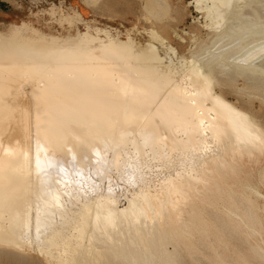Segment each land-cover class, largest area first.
Segmentation results:
<instances>
[{"label": "bare ground", "instance_id": "obj_1", "mask_svg": "<svg viewBox=\"0 0 264 264\" xmlns=\"http://www.w3.org/2000/svg\"><path fill=\"white\" fill-rule=\"evenodd\" d=\"M205 8L216 21L213 29L219 35L216 39L214 37L209 47L204 46L205 53H201L202 57L198 55L199 53L195 56L191 55V59L183 57L179 67H175L176 63L173 61L165 63L162 56L147 51L150 49L147 44L145 48L148 49L142 51V48L134 47L133 42L125 43L123 40L118 44L121 49L126 46L124 49L127 51L122 52L118 49L120 52H115L111 48L115 41L103 40L104 38L102 39L98 34L100 31L98 33L90 29L84 31L85 33L78 31L74 20L69 17L59 21L64 28L60 35L39 30L46 41L54 43L53 46L50 44L47 47L46 44L45 48L42 46L41 49L35 47L26 50L22 46L18 48L19 44L15 46L17 48H11L0 43V222L5 221L4 216L7 212L12 214L9 225L6 224L7 222L5 225L0 224V246L12 244L15 247L17 245L16 248L19 249L24 245L22 235L25 232L21 226L25 227L29 224L31 210L28 209L31 205L29 202L31 192L34 196L32 197L36 220L37 216L44 214L46 217L45 214L49 215L59 208L60 201L57 202V197L64 194L68 182L66 178L57 177L59 175L55 174L57 176H54L53 181L58 188L52 194H48L44 182L45 174L42 173L44 169L52 166L49 164L47 167L45 163H38L42 158L58 164L60 162L65 171H70L67 159L70 154L76 153L77 168L81 170L82 177L87 179L89 163L96 158V154L101 155V159H96L104 164L107 162L106 159H110L109 156L105 158V154L111 147V150L115 151L107 163L113 162L117 159L121 145L131 146L130 143H125L127 138L128 142L134 141L132 143L137 145L136 140L142 137L139 141L142 142L140 145L147 142L155 143L159 148L157 151H160L162 156L165 151L169 155L177 151L179 155L188 158L190 163L192 162L191 165L184 167L185 169L182 167V170H178L159 189L151 190V187L146 190L140 188L141 191L134 190L124 206H121L111 188L109 192L105 190L106 194H96L95 197L85 195L86 199L81 200L71 216L68 215L66 219L62 217L70 224L69 228L66 227L69 232L64 231L62 225L51 228L53 231L50 230L49 234L47 231L44 232L45 235L42 233L44 236L40 232L38 235H41L42 238L39 239H42V243L39 246L43 247L41 249L46 254L58 250L64 264H90L96 259H100L99 262L102 264H112V262L114 264H177L174 255L164 249L165 242L171 240L177 243L181 240L187 243L193 239L194 223L199 221L195 217L191 224H183V228L177 229L166 225L173 196L184 192H189L192 196L199 194L206 196L207 193H219L225 190V183L221 181L224 166H228L235 158L255 159L264 150V127L261 123L252 114L230 102L222 92L216 91V87L223 83L219 77L231 73L249 80L246 82H260L264 85V62L259 60L260 52L258 53L264 49V0H207ZM27 43L30 45L28 40ZM118 44L115 45L118 47ZM131 48L132 51L128 50ZM153 49L155 50L154 47ZM206 53L208 55L203 58V54ZM133 55L137 58L139 55L138 61H143L147 57L152 58L147 62L145 60L146 66L140 64L145 66V70L141 72L131 66L133 72L127 63L118 68L117 59L125 60ZM129 58L133 60L132 57ZM132 64L135 66L137 63L132 62ZM26 82L29 83L28 86ZM24 84L28 88L25 89ZM251 89L256 90V88ZM108 107L113 111H109V114L104 111L103 114L104 108ZM100 112L101 115H107V118L102 117L106 120V125L103 124L105 120L102 121L103 119L98 115ZM74 113L81 116L85 114L87 120L94 117L92 114L95 115L94 118H99L98 121L93 119L89 123L85 117H77ZM115 125L117 128L113 129ZM129 134L131 136L133 134V138ZM108 139L107 143L110 147L106 149L105 140ZM155 144H152L153 147ZM211 146L213 149L209 151ZM86 147L88 150L90 148L95 150L94 154L85 153L90 160L84 158L85 154L82 155ZM204 152L206 157L202 155ZM194 155L199 156V160H194ZM200 156L203 158L200 159ZM130 158L128 159L131 160ZM100 164L96 163L95 168L93 167L96 175L101 174V169L104 168ZM99 165L102 167L101 171L98 169ZM104 176L106 179L110 178ZM75 183L74 185H78ZM251 189L253 196L254 194L264 196L259 191L261 188L251 187ZM212 195L216 197L215 194ZM238 196L231 190L225 196L227 200L225 208L234 213L232 207L236 205L240 207L244 198V202L248 203L245 213L248 221L253 222L257 217L259 218L257 212L259 206L254 203L255 200L250 197L245 198L246 195L245 197L240 195L242 198ZM18 198L23 200L20 201ZM74 201L73 203L76 204ZM27 206H29L26 209L28 211H25ZM12 207L16 210L15 213L9 209ZM60 208L65 207L63 208L62 205ZM214 215L207 220L208 223H212L215 227L222 223L223 226H227L228 222L220 223L221 220ZM1 217L5 219L2 220ZM45 220L47 221L48 218ZM248 221L243 222L244 226H247ZM36 222L35 225L39 221ZM62 222L63 220L60 224ZM39 225H36V228ZM2 226L8 231L2 232ZM28 226L25 231L28 230ZM231 228L234 230L233 227ZM221 231L224 232V229L221 228ZM225 232L227 233L226 230ZM44 245H48L50 249ZM261 249L256 243L250 248L257 259L264 260ZM156 256H159L158 263L155 260Z\"/></svg>", "mask_w": 264, "mask_h": 264}, {"label": "rangeland", "instance_id": "obj_2", "mask_svg": "<svg viewBox=\"0 0 264 264\" xmlns=\"http://www.w3.org/2000/svg\"><path fill=\"white\" fill-rule=\"evenodd\" d=\"M206 1L207 0H0V38H1L0 43L4 45H8L11 48L12 47L14 48L17 44H19V46L17 45L18 48H21L22 46L23 48L25 47L26 50L27 48L35 49V47L39 49L42 46H43L42 48H45L46 44L47 47H49L50 44L51 46H53L54 43L46 41L45 38L41 35V32L39 30L45 33H48L50 31L55 35H60L64 31V28L62 25L59 24V21L63 18L69 17L74 20L76 24L75 25L76 29L82 33L87 32L88 29H90L94 33H98L100 31L98 34L102 39L104 38L103 40H112L113 42L118 41L117 43L114 42L111 45L112 46L111 48L115 52H120L118 51V49L122 50V52L124 50L127 51V49H124L126 48V46L123 47V49H121L122 47H120L118 44V43H122L123 40L125 43L133 42L134 47H138L139 49L142 48V51L143 49H146L145 46L148 45V48L150 47V49L147 50L148 49L147 48L146 49L147 51H151L150 53L152 52L156 53V55L160 57L162 56L165 63L173 61V63H176L175 67H179V64L181 65V63L183 62L182 60L183 57H185L186 59H191L192 58L191 55L195 56L198 53H199L198 55L202 57L201 53H205L203 52L205 47H209L212 44L210 42L214 40V37L216 39L219 35L213 29L216 21L211 18L210 14L208 13V10L205 8ZM259 14H262V12H259ZM108 33H110V35ZM27 40L30 43V45L27 43ZM115 44H118V47ZM151 44L152 45L154 44L153 47L155 48V50L153 49ZM128 50L132 51L133 49L131 48ZM156 50L157 52H155ZM258 53L260 54L259 60L261 62L262 61L264 62V56H263L264 49L258 51ZM207 55H208L207 53L203 54V58ZM129 57H132L133 60H130L131 58ZM129 57H128L129 60L128 58H126L125 60L122 59L116 60L118 61L119 69L122 67V64L127 63L129 67L132 66L133 68H135L134 70L136 71L139 70L141 72V70L142 71L145 70V66H146L145 60L147 62L152 58V57L144 58L143 60L144 62H143V61H138L140 60L139 55L138 58L137 56L134 55ZM132 62L135 64L137 63L136 65L134 64L136 67L133 66ZM140 64L142 65L144 64L145 66L143 67ZM132 67L130 69L134 72ZM123 78L124 77H122V79ZM219 80H221L223 83L216 87V91L222 92L230 102L236 104L237 106L243 108L244 110L252 114L264 127V85L260 82L259 83L246 82L249 80L244 79V77L243 78L239 77L233 73L225 77L221 76V78L219 77ZM26 85L28 86L29 83H27ZM26 85L24 84L25 89L28 88L26 87ZM251 88L254 89L256 88V90H253ZM255 91H258L259 93ZM107 109L104 108V110L102 111L103 114L104 111L106 114H109L111 111H113L110 108L108 109V111H106ZM102 112H100V114L98 115L101 116V118L102 117L104 118V116L106 117L107 115H101ZM74 115H76L77 117L81 116L78 115L77 113H74ZM82 116L85 117V114ZM88 116L91 117V115ZM92 116L95 117L94 114H92ZM94 117H91L92 119L90 118V120L96 119ZM97 119L96 121H98ZM85 120L90 123V120H87L86 117ZM104 120L105 119H103L102 121ZM104 123L106 125V120L105 122H103V124ZM110 126H112V124H110ZM116 128L117 126L115 125L113 129ZM129 136L133 138L132 137L133 134L132 136L131 134H129ZM141 138L142 137H140L139 139L138 137L137 139L138 142L136 140L138 146L132 143L134 141L128 142L127 141L128 138H127L126 142L125 141L124 142L127 144L130 143L131 146H129V144L126 145L125 143H123L125 145L124 146L121 145V147L118 149V152L116 151L118 153L117 159L109 163L107 162L110 161V159L113 157L112 154L114 153L115 150L114 151L111 150L112 148L109 146L110 144L107 143V141L109 142V139L105 140L106 142L105 141L104 142L106 144L105 145L106 149L107 147H110V150H108L106 153L107 155L105 154V158L109 156L110 159L109 160L106 159L107 162L105 161L106 163L102 164L103 162H101V160L96 159V158H100L101 155L99 154L98 156V154H96L95 156L96 158L91 160L90 162L92 165H90L89 163L90 169L88 168L89 174L87 179L85 177L84 178L82 177L81 170L77 168L78 163H77V155H75L76 153L70 154L69 157L70 159L69 158L67 159L68 169H70V171L69 170L65 171L64 169L63 171H61L60 169L62 167L60 162L59 164L58 162H56L57 163L56 164L54 163L55 161H50L46 158H42L43 160L41 159L38 163H45L46 165H48L47 167H49V164L52 166L50 168H47L46 170L44 169L43 170L44 172L42 173L45 174L44 182L47 185L46 191L48 194H52L56 190V188H58L54 183L55 181H53L54 176L56 177L57 175H59L57 177L60 178L64 177L68 182L65 186L66 189L64 188L65 189L64 194L62 193L57 197V202L60 201L59 208L62 205L63 208L64 207L65 208L64 209L58 208L56 211H52L51 212L52 215L50 213L49 215L45 214L46 217H44V214H41L40 217L37 216L38 218L36 220V212L34 208L35 205L33 202L34 196L31 192V194L29 195L30 198L29 202L32 205V207L30 205L31 209L29 208V206L25 208V211L31 210L30 211L31 215H29L28 218L29 226L26 225L29 228L28 230L26 229L27 231H25V228L27 227L26 226L23 227L22 225L21 228H24L25 233H23V235L19 234L22 235L24 247L23 246L20 247L18 246V247L19 249L23 248V250L17 249L16 248L17 245L15 247V245L12 244L0 246V264H64L63 259H61L58 254V250H53L54 252L52 251L50 254H46V252L41 249L43 247L39 246V244L42 243L41 242L42 239H39V237L41 235L44 236L46 231L47 234H49L51 228L54 229L53 227L56 228L63 226L62 229L64 228V231L69 232V229L67 228L70 227V224L65 222L66 221L65 217H69L68 215L71 216L72 213L75 210H77L79 204L82 202L81 200L84 201V199H86L85 195H87V197L89 195H91L90 197H95L100 194H104V193L106 194L107 192H109L110 190L109 188H111V191L114 192V195L117 196L118 201H120L119 203L121 204V206H124L128 202L127 199H129L130 196L136 190L141 191L142 188H143L142 190H146L151 187H152L151 190L159 189L160 186L164 182H166V180L170 179V177H173L178 170H180L182 167L183 169H185L186 167H189L191 165L192 162L190 163L188 158L179 155L177 151H176L177 154L172 153V155H169V153H166L165 151L166 154L164 153L162 156L160 151H157L159 150V148L155 143H150V142H147V144L143 143L144 146L149 145L147 147L146 146L144 147L143 144L140 145L142 143V142L139 143ZM152 144H155L156 147L155 146L153 147ZM150 145H152V147ZM135 146H137L138 148ZM140 147L141 149H139ZM125 148L128 149V151H126ZM210 148L208 150L212 151L213 149L212 146ZM84 149L82 155L85 153L94 154L95 152V150H93L94 148L92 149L90 148L89 149L90 151L88 150V147ZM137 150H140L141 152ZM151 150H153V152ZM136 151L139 154L136 153ZM155 151L159 152L160 154L158 153L157 155V152ZM123 152H125V157H123L124 156ZM131 153L133 154V156H131L132 155ZM86 154L83 155L84 158L87 157L89 158V156H87L88 154L87 155ZM128 154H130V156ZM202 155L206 157L205 152L204 154L202 153ZM193 157H195L194 160H199L198 159L199 156L194 155ZM128 158H130L131 160H129ZM201 158L203 157L200 156V159ZM124 160L126 162H124ZM94 162H96L97 164L101 163L100 165H102V167L104 168L101 169L102 167L99 165L100 168L98 169L99 170L101 169L102 172H104V174H102L101 172V174L96 175L93 172L96 165V163ZM93 163L95 164L94 166ZM120 165L123 166L121 167ZM178 166H180V168ZM105 167L107 170L105 169ZM75 169L79 170L80 172L79 171H78L79 173L76 172L77 170ZM105 170L107 171V173ZM71 172H72V176H70ZM221 173L223 176L221 181L225 183L224 186L225 190L219 193H211V194L207 193L206 196L204 194L192 196V194H190L189 192H184L183 194L180 195L175 194L173 196V204L170 207V214L168 216V220L166 221V225H170L173 227V229H177V228H183L182 227L183 224H187V225L191 224L195 217L199 221V223L198 222L194 223V228H192L193 239H191L187 243H184L181 240L177 241V243L171 240H167L165 242L164 249L171 252L172 255H174L177 264H264V260L257 259L256 256H254L255 253H253V251L250 250L251 246L253 244L255 245V243L256 246L260 245V247L264 250V211H263L264 199H262L264 198V196H262L264 195V184H263L264 150L261 151L257 156V158L255 157V159L243 158L240 160L238 158L237 159L235 158L231 160L228 166H224ZM104 175H106L107 178L109 177L110 178L106 179ZM75 181H77V183H75ZM74 183L78 185H74ZM145 185H148L149 187L146 188L147 186ZM251 187L256 189L258 187L261 188L259 189V191L262 193L261 195L262 197L258 195L255 196V194L253 196V193L251 194L252 192ZM71 188L74 190V192ZM81 188L83 189L81 190ZM105 190L107 192H105ZM231 190H233L239 196L242 195L243 197H245L246 195L245 198L250 197L251 199L255 200L254 203H256L257 207L259 206L258 207L259 209L257 210L259 218L257 217L256 220L253 222L248 221V219L245 217L246 210L248 209L247 207L248 203L244 202L245 201L244 198H243V204L240 205V207L237 205L232 207L234 213L229 212L225 208V204H227L226 203L227 200L225 199V196H227V194ZM31 191H33V189ZM65 191H67V193ZM98 191L100 192L98 193ZM212 194H215L216 197H214V195ZM77 195L78 197H76ZM251 195L253 196V198ZM19 196L21 198V194H19ZM22 200L23 198L20 201ZM69 200L70 202L72 201L71 203L73 205L69 202ZM74 200L76 201L77 206L75 203H73ZM236 200L238 199L236 198ZM61 202H63V204ZM68 202L70 203V205H72V207L68 205L69 204ZM65 204L66 206H64ZM13 207L9 209H11V211L13 210L15 213L16 210H14ZM67 207L68 208L71 207V209L70 208L68 209ZM65 209L67 210L66 211L67 213L65 212ZM64 213L66 214L64 215ZM214 213L218 217V219L221 220V222L219 221L220 223L228 222L230 226L227 224V226L225 227L223 226L224 224L222 223L220 225H222L223 227H221L220 225L218 227H215V225H213L212 223L211 224L208 223L207 220L211 219ZM17 214L19 213L17 212ZM11 216L12 214L7 212L4 216L6 219L3 217L5 221L1 217L3 220L2 222L4 224L2 222H0V224L5 225V223L7 222L6 224L9 225L8 222H9V218H12ZM62 217H64L65 219H63ZM39 218H41L40 219L41 221L39 220ZM47 218L48 220L46 221L45 219ZM61 220H63L62 224H60ZM36 221L40 222V223L38 222V224L36 225L40 224L42 226L39 227L40 226L39 225L38 226L39 228L38 227L36 228L35 225V223H37ZM245 221H248L247 226H244L243 222ZM220 227L224 229V232L221 231ZM231 227H233L234 230H232ZM4 229H3L4 231L2 230V232L8 231V229L5 226ZM225 230L227 231V233L225 232ZM52 231L53 230H51L50 232ZM214 231H216L217 233ZM40 232L41 235H38L40 234ZM229 232H231L232 235H229L231 234ZM247 232H249V234ZM250 232L252 233L250 234ZM20 233L22 232L20 231ZM224 233H226L227 235L226 234L224 235ZM254 233L257 235L255 236ZM14 234L17 236L16 233ZM189 244H194V245H189ZM44 246L50 249L48 245H44ZM262 249L260 252L264 253ZM155 260L158 263L159 256H156ZM97 261L99 262L100 259L92 260L90 264H102V262L97 263ZM112 264H114V262H112Z\"/></svg>", "mask_w": 264, "mask_h": 264}, {"label": "snow or ice", "instance_id": "obj_3", "mask_svg": "<svg viewBox=\"0 0 264 264\" xmlns=\"http://www.w3.org/2000/svg\"><path fill=\"white\" fill-rule=\"evenodd\" d=\"M60 170L63 171V168H61Z\"/></svg>", "mask_w": 264, "mask_h": 264}]
</instances>
